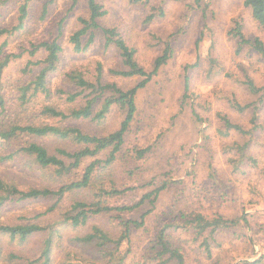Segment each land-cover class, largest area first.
Returning <instances> with one entry per match:
<instances>
[{
  "label": "rangeland",
  "instance_id": "rangeland-1",
  "mask_svg": "<svg viewBox=\"0 0 264 264\" xmlns=\"http://www.w3.org/2000/svg\"><path fill=\"white\" fill-rule=\"evenodd\" d=\"M244 1L98 0L108 10L100 23L105 27L118 28L129 45L137 50V60L147 71L153 70L155 59L162 54L168 41L173 50L168 63L138 92L136 119L123 144V150L150 147L151 152L137 162L128 156L120 157L116 162V171L121 183L137 188L133 193L137 196L165 179L184 183L173 185L161 194L154 213L148 218V231L135 233L133 250L136 259L131 261L132 264L150 247L158 222L170 221L176 215L174 209L190 208L192 205L196 209H205L210 218L216 215L227 218L247 216L250 221L249 227L243 223L237 227L241 238L233 236L231 230L215 231L213 239H209L213 257L209 260L202 256L205 264L215 261L218 264H239L256 260L258 253L264 254V105L254 129L251 123L253 108L239 113L226 99L236 97L243 104L258 100V96L251 95L238 81L243 79L241 65L249 68L258 85H264V59L248 48L238 55L237 43L228 35L235 21L240 20L248 37H260L264 41V33L254 23L250 11L244 7ZM22 2L10 0L1 8L0 29L16 26ZM45 2L47 0H31L30 16L26 22L28 39L16 35L2 51V54H23L6 72L12 102L18 96L13 88L32 80L38 73V67L32 73L25 72L27 62H37L45 56L44 51L32 56L23 52L32 42L40 44L57 39L64 48L61 55L63 66L76 63L83 79L90 85L96 83L99 74L103 84L116 82L123 89L131 88L139 81L138 77L121 78L112 73L114 69L123 68L119 51L105 49L100 32H97L95 43L85 52L77 53L70 44V35L81 27L79 19L88 17L86 0H80L73 9L71 0H56L44 16ZM152 8L155 9V17L147 22ZM60 22H63L61 29ZM212 60L216 61L217 67L210 73ZM98 66L101 67L100 72ZM186 73L190 80L188 98L184 97ZM50 80L54 86L52 92L58 85H64L65 90L71 92L81 90L76 84L65 83L62 70ZM92 89L88 87L84 91V97L73 104L74 109H82L94 98L99 99L98 92ZM53 99L56 95L53 98L41 96L40 104L29 108L30 120L36 122L41 106ZM99 105H93L94 114ZM223 116L233 124L242 125L251 134L245 136L226 130ZM122 119L123 116L112 109L105 121L103 134L117 131ZM66 125L77 126L87 135L101 134L90 118L72 119ZM43 141L51 150L58 146L57 140L46 138ZM245 144L248 146L245 147ZM235 145L246 148L243 160L234 156L232 150ZM72 146L77 148L82 145L72 143ZM231 158L238 162V167L230 163ZM129 170H134L133 174L128 175ZM40 173L25 163L22 157L13 160L0 158V176L21 186H37L47 181ZM211 174L215 175L216 181L212 180ZM51 205V200L9 203L2 210L0 222L13 224L22 217L33 219ZM68 205L69 200H65L61 210ZM58 215L56 211L45 219L54 221ZM73 233L70 230L65 235L66 239L56 251L54 264H61L66 258V249L72 248ZM214 238L218 243L213 241ZM43 240L44 236H36L29 244L18 247L6 241L5 255L17 247L18 252L36 256ZM186 240L191 242L193 249L190 248L194 252L192 235L181 233L179 241L185 243ZM193 257L189 258V264H194Z\"/></svg>",
  "mask_w": 264,
  "mask_h": 264
},
{
  "label": "trees",
  "instance_id": "trees-1",
  "mask_svg": "<svg viewBox=\"0 0 264 264\" xmlns=\"http://www.w3.org/2000/svg\"><path fill=\"white\" fill-rule=\"evenodd\" d=\"M9 1L0 0V12ZM71 1L73 9L80 0ZM30 2L31 0H23L20 5L16 26L12 29H0V158L13 160L22 157L25 163L38 169L47 181L37 186L24 187L0 176V215L3 208L13 202L51 200L52 205L33 219L22 217L13 224L0 222V264H54L56 251L62 246L65 235L70 230L74 231L71 236L72 248L66 249V258L61 264H132L131 261L136 259L133 250L135 233L148 231V218L154 213L161 194L170 190L173 185L184 183L181 180L176 183L172 179H165L148 192L137 196L133 194L137 188L121 183L116 171V162L120 157L128 156L137 162L145 159L151 152L150 147L123 150V144L136 119L138 92L171 59L172 45L169 41L165 44L162 54L154 61L153 70L147 71L137 60V50L129 45L118 28L105 27L100 23L108 14L104 5L98 0H86L88 17L79 19L81 27L70 35V44L77 53L85 52L95 43L97 32H100L105 49L115 48L119 51L123 68L114 69L112 73L121 78L138 77L139 81L133 87L123 89L116 82L103 84L99 74L96 83L90 85L83 79V73L76 63L63 66L61 55L64 48L57 39L40 44L32 42L23 52L32 56L44 51L45 56L37 62H27L24 71L32 73L38 67V73L32 80L13 88L18 96L12 102V90L8 87L6 72L23 54H2V51L16 35L28 39L26 22L30 16ZM55 2L56 0L45 2L44 16L48 7ZM244 7L250 11L258 29L264 33V0H245ZM154 13L155 9L152 8L147 22L155 17ZM62 25L63 22H60V29ZM228 35L236 41L238 55L248 48L264 59V41L260 37H248L240 20L235 21ZM216 67V61L212 60L209 72H213ZM98 69L100 72L101 67L98 66ZM60 70L65 83L76 84L81 90L71 92L65 90L64 85H58L55 92H52L54 86L50 79ZM187 70L188 68L185 71ZM241 70L243 79L238 81L251 95L258 96V100L243 104L236 97L226 99L232 109L239 113L253 108L251 123L255 129L260 109L264 105V85L256 83L247 66L241 65ZM86 87L98 92L99 99L94 98V102L89 101L82 109H74L73 104L84 97ZM185 91L184 97L188 98L190 80L187 73ZM55 95L56 99L41 106L38 120L31 121L29 108L37 107L41 96L53 98ZM95 104L100 105L94 114ZM112 109L117 110L123 119L117 131L104 135L105 121ZM194 115L200 117L196 111ZM81 118H90L101 134L87 135L77 126L66 125L69 120ZM222 121L228 131H237L245 136L251 134L242 125L233 124L226 116L222 117ZM46 138L57 140L58 146L51 150L43 141ZM72 143L82 146L73 148ZM244 146L235 145L232 150L240 160L246 157ZM229 160L232 165L239 166L233 158ZM133 172L134 170H129L128 175ZM170 175L171 173L168 177ZM210 177L213 181L217 180L214 174ZM65 200H69V205L62 211ZM247 210L246 207L245 211ZM56 211L59 212L57 220L45 219ZM174 212L176 215L170 221L161 220L157 223L150 247L133 264H189L192 255L194 264H205L202 256L209 260L213 257L209 239H213L215 231L231 230L233 236L241 238L236 231L237 227L241 223L248 227L250 224L247 216L227 218L216 215L210 218L205 209H196L195 205L174 209ZM181 233L192 235L194 252L189 240L185 243L179 241ZM40 235L44 236V240L36 256L16 251L18 246L27 245ZM6 241L15 243L17 247L5 255ZM213 241L218 243L215 238ZM213 264L218 263L215 261ZM239 264H264V254L258 253L256 260H246Z\"/></svg>",
  "mask_w": 264,
  "mask_h": 264
}]
</instances>
